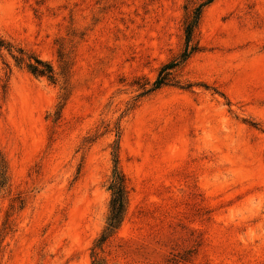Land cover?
<instances>
[{"label":"rangeland","instance_id":"rangeland-1","mask_svg":"<svg viewBox=\"0 0 264 264\" xmlns=\"http://www.w3.org/2000/svg\"><path fill=\"white\" fill-rule=\"evenodd\" d=\"M202 1L0 0V264H264V0L203 7L147 91ZM115 141L127 209L92 254Z\"/></svg>","mask_w":264,"mask_h":264},{"label":"trees","instance_id":"trees-1","mask_svg":"<svg viewBox=\"0 0 264 264\" xmlns=\"http://www.w3.org/2000/svg\"><path fill=\"white\" fill-rule=\"evenodd\" d=\"M213 0H203L197 4L191 14L185 17L183 33H184V48L182 52L172 60L164 63L158 70V73L151 83V86L147 91H154L160 87L167 85L168 82L172 80L173 72H175L187 59L188 57L198 49L197 45L192 43L193 33L198 26L199 18L203 7L210 4ZM5 47L9 50V45L2 40H0V48ZM19 53L21 51L19 50ZM58 57V75L60 76V94L58 96L57 107L62 108L66 99L69 95V73H70V59L64 52L61 45L58 44L57 50ZM33 59V62L28 61L25 64L26 69L35 76H45L48 79H54L55 73L53 72L52 67L38 58ZM16 61L21 62L22 57H16ZM118 138V137H117ZM118 141H115L112 146V170L111 175L107 184V190L110 193V199L108 203V213L105 220V225L98 236L94 241L91 253L96 254L98 250H101L102 245L106 240L112 236L119 226L121 225L126 209H127V192H126V179L118 166ZM6 165L3 160L0 162V187L4 186L7 183V170ZM91 264H102V262L93 260Z\"/></svg>","mask_w":264,"mask_h":264}]
</instances>
